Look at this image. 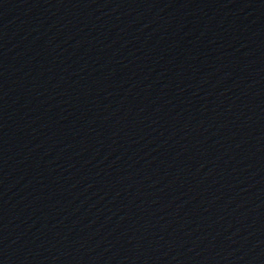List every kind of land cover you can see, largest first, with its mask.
<instances>
[{"label":"water","instance_id":"obj_1","mask_svg":"<svg viewBox=\"0 0 264 264\" xmlns=\"http://www.w3.org/2000/svg\"><path fill=\"white\" fill-rule=\"evenodd\" d=\"M165 0H0V264H115Z\"/></svg>","mask_w":264,"mask_h":264}]
</instances>
